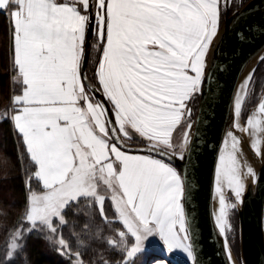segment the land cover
<instances>
[{
    "label": "snow or ice",
    "instance_id": "obj_1",
    "mask_svg": "<svg viewBox=\"0 0 264 264\" xmlns=\"http://www.w3.org/2000/svg\"><path fill=\"white\" fill-rule=\"evenodd\" d=\"M250 4L261 10L252 0H0L13 84L0 96V124L24 177L22 203L0 204V264H32L33 233L67 264H149L150 236L196 264L185 175L173 161L198 135L194 105L226 15ZM246 66L213 178L228 264H244L233 216L249 178L257 184L249 153L264 161V55ZM150 264L169 260L153 254Z\"/></svg>",
    "mask_w": 264,
    "mask_h": 264
},
{
    "label": "water",
    "instance_id": "obj_2",
    "mask_svg": "<svg viewBox=\"0 0 264 264\" xmlns=\"http://www.w3.org/2000/svg\"><path fill=\"white\" fill-rule=\"evenodd\" d=\"M261 10L248 7L235 17L226 15L224 32L210 66L209 87L198 101L189 155L183 161H173L185 175L184 208L196 255V264H228L223 238L213 220V178L216 157L226 130L233 120V92L244 74L264 55V33L252 29L257 22L264 28V0H252ZM239 134V133H238ZM242 135V134H241ZM254 167L259 172L257 184L249 178L242 205L236 209L238 217L239 253L244 264H264V161ZM173 264H189L185 259L163 252Z\"/></svg>",
    "mask_w": 264,
    "mask_h": 264
},
{
    "label": "trees",
    "instance_id": "obj_3",
    "mask_svg": "<svg viewBox=\"0 0 264 264\" xmlns=\"http://www.w3.org/2000/svg\"><path fill=\"white\" fill-rule=\"evenodd\" d=\"M8 23L6 17L0 13V96L8 93L11 90L10 85V66L5 58L6 40L4 39V32ZM261 94L262 90L259 84L256 89ZM255 95V93H254ZM254 97V96H253ZM256 100L246 102L247 105H253ZM198 102L194 105V115L196 114ZM3 103L0 102V111H3ZM17 149L15 147V138L9 133V125L0 124V204L7 203L17 204L22 203V181L24 179L22 173L18 170ZM237 231L238 217L235 213L233 218ZM239 246V236L236 242ZM161 246V245H160ZM28 251L32 264H67L62 257L50 251L49 246L44 242L39 234L33 233L28 237ZM164 246L158 248L157 252L151 250L142 254L146 261H150L151 255L155 254L160 259L163 257ZM13 264H19L14 261ZM169 264H173L169 261Z\"/></svg>",
    "mask_w": 264,
    "mask_h": 264
},
{
    "label": "rangeland",
    "instance_id": "obj_4",
    "mask_svg": "<svg viewBox=\"0 0 264 264\" xmlns=\"http://www.w3.org/2000/svg\"><path fill=\"white\" fill-rule=\"evenodd\" d=\"M11 75H12V73H11V70H10V85H11V88H12L13 84H12V81H11ZM260 96H261V94L258 92V88H257L255 90V95H254L252 100H256L257 99V102H255V103H258V100H259ZM252 106H253L252 104L251 105H247L246 109L250 110L252 108ZM235 213L237 214L236 210H234V215H235ZM233 218H234V216H233ZM238 229H239V225H238ZM238 233H239V231H238ZM160 245L164 246L162 241H160V239L157 236H150L148 238V241L146 242V245H145L146 251L153 250V251L157 252L158 248L161 247ZM234 247L239 250V246H238L237 243H236V245H234ZM173 254H175V255L185 259L186 261H188V258L186 256V254L184 252L180 251V250H176ZM149 264H150V261H149Z\"/></svg>",
    "mask_w": 264,
    "mask_h": 264
},
{
    "label": "bare ground",
    "instance_id": "obj_5",
    "mask_svg": "<svg viewBox=\"0 0 264 264\" xmlns=\"http://www.w3.org/2000/svg\"><path fill=\"white\" fill-rule=\"evenodd\" d=\"M249 158L252 160L253 164L256 163L257 165L259 162H261L258 158L252 157L251 153H249ZM217 207H218V201L215 199V196H214V211Z\"/></svg>",
    "mask_w": 264,
    "mask_h": 264
},
{
    "label": "crops",
    "instance_id": "obj_6",
    "mask_svg": "<svg viewBox=\"0 0 264 264\" xmlns=\"http://www.w3.org/2000/svg\"><path fill=\"white\" fill-rule=\"evenodd\" d=\"M4 15V13H2ZM5 16V15H4ZM7 19V18H6ZM7 23H8V19H7Z\"/></svg>",
    "mask_w": 264,
    "mask_h": 264
}]
</instances>
